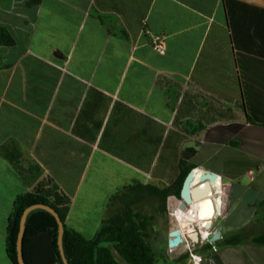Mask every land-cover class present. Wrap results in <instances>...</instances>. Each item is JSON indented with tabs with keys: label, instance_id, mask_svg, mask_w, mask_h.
I'll return each instance as SVG.
<instances>
[{
	"label": "crops",
	"instance_id": "1",
	"mask_svg": "<svg viewBox=\"0 0 264 264\" xmlns=\"http://www.w3.org/2000/svg\"><path fill=\"white\" fill-rule=\"evenodd\" d=\"M32 1L0 0V29L14 41L0 45L5 238L15 198L46 183L70 200L66 227L91 240L113 195L174 184L191 150L188 165L223 179L218 211L199 243L169 250L173 225L156 264H264L251 244L264 231V125L252 123H264V6ZM238 234L240 245L220 246Z\"/></svg>",
	"mask_w": 264,
	"mask_h": 264
},
{
	"label": "trees",
	"instance_id": "2",
	"mask_svg": "<svg viewBox=\"0 0 264 264\" xmlns=\"http://www.w3.org/2000/svg\"><path fill=\"white\" fill-rule=\"evenodd\" d=\"M34 0L32 3H37ZM232 1V0H230ZM229 0L227 2H230ZM0 45L11 47L13 39L4 29H0ZM262 124L264 123H255ZM194 152L186 150L179 161V174L176 182L168 187L153 189L157 198L165 204L169 197H180V191L187 174L195 168L187 164ZM188 158V159H187ZM113 195L108 201V207L116 201L136 196L139 192L149 188L134 184ZM48 186V187H45ZM70 200L57 192L56 187L44 183L40 189L33 193L18 195L12 206L7 221L5 253L10 264H18L16 243L19 233L20 219L25 209L34 205L50 207L58 215L63 225L61 247L64 252L60 254L58 248V227L55 218L43 210L32 211L25 222L22 252L25 264H156L155 255L149 247L148 218L134 212L128 205L119 210L112 217L105 219L95 236L91 240L83 238L80 234L65 225ZM243 242L242 235L238 234L224 239L220 246L235 247ZM256 247H264V231L251 240ZM203 249H211L205 245ZM114 251L119 260H117Z\"/></svg>",
	"mask_w": 264,
	"mask_h": 264
},
{
	"label": "water",
	"instance_id": "3",
	"mask_svg": "<svg viewBox=\"0 0 264 264\" xmlns=\"http://www.w3.org/2000/svg\"><path fill=\"white\" fill-rule=\"evenodd\" d=\"M209 166L210 165H207L205 168L195 167L187 174L180 191V197L177 200V213L179 216L190 214L194 203V197L197 194H199V197L201 195V197L210 198L212 201V208L218 211L219 196L222 193V186H220V184L223 183V179L218 173L212 171ZM35 210L46 211L55 218L58 227V248L60 254H64L61 247L63 225L58 215L50 207L34 205L25 209L20 219L19 233L16 243L18 264H25L22 252L25 222L27 216ZM193 215L198 216L196 212H194ZM175 221H177V223L174 224L173 229L168 234L169 239L167 246L169 250L176 249L186 241L193 242L194 244L199 243L203 239L202 231L207 232L211 227L209 221H206L204 225H200L198 222H193L191 220L184 221L182 224H180L177 219H175ZM219 237V233H215V235L209 238V241L213 243L217 241ZM64 264L67 263L64 262Z\"/></svg>",
	"mask_w": 264,
	"mask_h": 264
},
{
	"label": "rangeland",
	"instance_id": "4",
	"mask_svg": "<svg viewBox=\"0 0 264 264\" xmlns=\"http://www.w3.org/2000/svg\"><path fill=\"white\" fill-rule=\"evenodd\" d=\"M140 185L148 187L149 189L142 192L137 190L136 196L131 195L128 199H123L120 202L116 201L113 206L108 207V215L106 219L112 217L119 210L124 209V206L126 205H128L132 211L138 212L147 217L149 221V239L147 243L153 254L156 256L157 262H159L158 257H161L164 251V237L166 236V232H168L177 221H175V219L172 221L171 219L173 214L168 208V199L164 204L154 193L153 189L159 190L162 188L161 186L151 184ZM5 220V217L0 216V264H10L5 255ZM91 237L92 233L91 235H86V238ZM112 252L114 257L119 260L117 254L114 251Z\"/></svg>",
	"mask_w": 264,
	"mask_h": 264
},
{
	"label": "bare ground",
	"instance_id": "5",
	"mask_svg": "<svg viewBox=\"0 0 264 264\" xmlns=\"http://www.w3.org/2000/svg\"><path fill=\"white\" fill-rule=\"evenodd\" d=\"M168 208L170 212H172L173 214V216L171 217L172 220L177 219L180 224H182L184 221H187V220L197 222V218H194L193 216H190L189 214L179 216L177 213L176 201L173 198H170L168 200ZM193 209H195L196 213L198 214L197 216L199 219L198 223L200 225H204L205 222L212 216V201H210V198L201 197V195L199 197V194H197L194 197V203L192 205V210ZM202 234L204 235L206 233L202 232Z\"/></svg>",
	"mask_w": 264,
	"mask_h": 264
},
{
	"label": "built area",
	"instance_id": "6",
	"mask_svg": "<svg viewBox=\"0 0 264 264\" xmlns=\"http://www.w3.org/2000/svg\"><path fill=\"white\" fill-rule=\"evenodd\" d=\"M241 2L249 3V4H254V5H260L264 6V0H238ZM152 47L153 50L160 56H163L166 51L165 47V41L163 37L156 36L152 38ZM209 237V235H208ZM207 237V239H208Z\"/></svg>",
	"mask_w": 264,
	"mask_h": 264
}]
</instances>
